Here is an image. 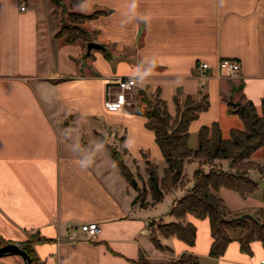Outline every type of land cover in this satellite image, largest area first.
I'll use <instances>...</instances> for the list:
<instances>
[{"label": "crops", "instance_id": "crops-1", "mask_svg": "<svg viewBox=\"0 0 264 264\" xmlns=\"http://www.w3.org/2000/svg\"><path fill=\"white\" fill-rule=\"evenodd\" d=\"M55 3L0 0V241L30 243L40 264H137L142 254L160 262L184 252L199 264H260L264 244L254 239L243 250L241 226L228 228L225 253L211 256L209 220L191 212L185 221L196 226L193 245L161 234L167 248L154 245L149 224L176 221L172 209L193 186L198 162H185L187 184L162 201L135 202L137 190L108 147L130 168L155 163L160 176L166 161L146 117L136 113L137 91L124 107L109 108L106 100L111 83L126 76L159 89L172 115L176 97L207 94L209 108L189 125V146L196 149L200 127L215 122L229 137L243 128L230 105L244 96L263 111L264 0H73L72 12L101 11L80 24L87 41L59 34ZM89 41L100 47L88 50ZM221 58L238 60L239 73L219 74ZM253 160L263 164L264 145ZM216 162L232 170L228 160ZM247 176L257 183L254 192L222 186L218 195L227 217L248 214L264 223V172L251 168ZM144 201H152L150 193ZM92 221L100 226L93 240L73 238ZM18 257L0 264H20Z\"/></svg>", "mask_w": 264, "mask_h": 264}, {"label": "trees", "instance_id": "trees-1", "mask_svg": "<svg viewBox=\"0 0 264 264\" xmlns=\"http://www.w3.org/2000/svg\"><path fill=\"white\" fill-rule=\"evenodd\" d=\"M59 3V0H54ZM101 11L90 15L71 12L73 17L71 25L64 26L62 23L59 34H65L67 40L73 41L77 38L88 40V33L74 19L79 18L81 22L87 18L97 16ZM140 101L137 104L136 113L146 117V125L155 135V140L166 161L162 176L158 174V166L148 163V187L142 200L148 191L151 193L152 201L148 205H154L163 200L165 193L177 187L187 184L184 173L185 162L190 156L200 157L202 160L214 161L215 159H226L229 161L231 171L222 169H210L205 171L197 167L193 173L194 185L179 199L172 209V215L176 221L159 223L155 228L150 223L151 237L157 248L165 249L159 239V234L169 237L175 235L178 239L188 245H193L196 238V226L192 222L185 221L186 215L191 212L197 218H208L210 232L213 237L209 254L221 256L231 237L228 228L241 226L245 228V234L240 243L243 250H250V242L258 239L264 244V223L257 218L245 214L227 217L225 205L218 195L220 187L231 188L241 194L252 193L257 188V183L247 176L251 168H257L264 172V162L259 164L253 160L255 151L264 145V106L261 114L257 112L256 106L251 100L242 96L237 105H230V110L239 115L243 122V128H233L230 136L224 138L218 123L203 125L198 132V147L192 149L189 146V125L199 114L209 108L207 94L200 97L188 95L184 100L176 97V113L169 112L166 101L161 97L159 89L150 90L147 87L136 89ZM245 100V101H244ZM244 101V102H243ZM122 175L136 190L138 183L123 160L122 154L112 146L108 147ZM206 164V162L204 163ZM208 164V163H207ZM186 181V184H183ZM136 198L134 201L136 202ZM142 202V201H141ZM7 242L0 241V246ZM21 245L31 256L32 264H40L30 243L22 242ZM137 264H199L197 255L184 252L174 261L153 262L145 255H141Z\"/></svg>", "mask_w": 264, "mask_h": 264}, {"label": "built area", "instance_id": "built-area-1", "mask_svg": "<svg viewBox=\"0 0 264 264\" xmlns=\"http://www.w3.org/2000/svg\"><path fill=\"white\" fill-rule=\"evenodd\" d=\"M21 9H25L21 5ZM210 65L207 62H202L199 68L202 72H206ZM241 69L240 62L232 58H221L217 62V71L221 75L234 76ZM114 85L108 91L106 106L109 108L124 107L128 103L127 92L133 91L139 87L138 81L133 76L118 77L111 83ZM78 231L74 232L73 238L77 236L79 240H93L99 233L100 226L96 221L82 223L79 225ZM260 264H264V260Z\"/></svg>", "mask_w": 264, "mask_h": 264}, {"label": "rangeland", "instance_id": "rangeland-1", "mask_svg": "<svg viewBox=\"0 0 264 264\" xmlns=\"http://www.w3.org/2000/svg\"><path fill=\"white\" fill-rule=\"evenodd\" d=\"M72 3H73V0H59V3H55L56 9L58 10L57 13L59 14V16L62 19L61 26H62V23H64V26L71 25V22L73 20L72 19L73 17L70 15L71 12H72L71 11V8L73 6ZM74 20H75L76 23H78V25L81 24V21H79L80 20L79 18H76ZM134 91L135 90L130 91V92H127V96H128V94H131V92H134ZM137 104H139L140 106H143L144 105L142 103V101H140V98L138 96V93H137ZM191 157L198 162V167H200L201 169H204L205 171H209L210 169H221V168H219V164H217V162H216V161H218L220 159H215L214 161H207V160H204V159L202 160V158H200V157H195L194 155H191L190 158ZM205 162H206V164H204ZM132 167H133V165H132ZM130 170L133 172V175H134V177H135V179H136V181L138 183V186H139V189L136 191V196H137L136 199L137 200L139 199L140 201H142V204L143 205H147V203L149 204V202H146V201L142 200L143 195L145 194V191L149 190L148 180H147L148 179L147 170H144L143 171V169L137 168L136 165H134L133 168H130ZM183 184H186V181H183ZM193 185H194V183H193ZM149 193L150 192L148 191V193H146L145 197H147V194H149ZM161 222L164 223L165 220H163L162 218L155 219L151 223H153L154 226H155V228H156L158 226V224L161 223ZM18 259L20 261V264H23L22 259L20 257H18ZM174 260H175V258H172V259L163 260V261H160V262L166 261L165 263H167L169 261H174ZM160 262H157V263H160Z\"/></svg>", "mask_w": 264, "mask_h": 264}, {"label": "water", "instance_id": "water-1", "mask_svg": "<svg viewBox=\"0 0 264 264\" xmlns=\"http://www.w3.org/2000/svg\"><path fill=\"white\" fill-rule=\"evenodd\" d=\"M87 47L88 50H91L92 48L100 47V45L94 41H89ZM233 104L237 105L238 102ZM12 255L19 256L24 264H32L31 256L20 243L11 241L0 246V258Z\"/></svg>", "mask_w": 264, "mask_h": 264}, {"label": "clouds", "instance_id": "clouds-1", "mask_svg": "<svg viewBox=\"0 0 264 264\" xmlns=\"http://www.w3.org/2000/svg\"><path fill=\"white\" fill-rule=\"evenodd\" d=\"M153 67H154V64H153Z\"/></svg>", "mask_w": 264, "mask_h": 264}]
</instances>
